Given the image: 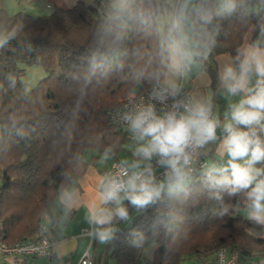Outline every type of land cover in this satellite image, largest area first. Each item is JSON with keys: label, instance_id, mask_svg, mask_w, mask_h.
I'll return each instance as SVG.
<instances>
[{"label": "trees", "instance_id": "trees-1", "mask_svg": "<svg viewBox=\"0 0 264 264\" xmlns=\"http://www.w3.org/2000/svg\"><path fill=\"white\" fill-rule=\"evenodd\" d=\"M196 1V10L183 12L191 21L195 57L216 88L217 71L205 55L228 52L234 60L248 27L254 29L253 43L257 36L264 40V9L247 10L262 0L237 3L234 11L221 15L214 14L216 0ZM178 10L179 0H82L37 17L0 8L3 243L42 234L44 217L59 195L85 172L86 151L126 166L121 158L132 142L110 124L106 111L161 81L168 64V29ZM169 14L172 21L162 23ZM205 15H211V23L203 22ZM22 64L39 65L45 72L29 90ZM137 72L143 75L136 78ZM202 172L191 173V197L180 219L173 218L180 197L167 192L146 209L129 206L131 220L116 224L115 238L103 254L117 264H184L192 258L207 260L220 247L236 251L240 264L264 255V229L241 217L240 210L223 219L212 215L217 203L200 182ZM153 174L158 183L166 179L159 171ZM150 246L152 255L144 256Z\"/></svg>", "mask_w": 264, "mask_h": 264}, {"label": "clouds", "instance_id": "clouds-1", "mask_svg": "<svg viewBox=\"0 0 264 264\" xmlns=\"http://www.w3.org/2000/svg\"><path fill=\"white\" fill-rule=\"evenodd\" d=\"M236 8L237 0H220V12L231 13ZM202 19L208 24L212 17ZM189 39L182 17L174 19L168 29L166 51L167 67L177 75L191 60ZM142 75L137 72L136 78ZM218 81L227 96L234 98L223 119L214 114L208 102L196 97L177 101L163 115H158L151 104L124 114L137 142L134 155L148 162L155 158L165 169L166 179L158 183L151 165L140 169L139 164L133 165L130 173L106 177L99 203L88 213L99 243L111 242L118 231L116 224L131 220L129 206L146 209L160 200L163 192L180 197V206L173 213L174 219H180L183 204L191 197L193 158L209 144H218L219 159L203 169L200 182L217 203L210 210L212 215L223 219L240 210L247 221L264 229V47L246 44L239 48L234 60L220 69ZM177 91L172 88L173 95ZM225 196L236 203H226Z\"/></svg>", "mask_w": 264, "mask_h": 264}, {"label": "crops", "instance_id": "crops-1", "mask_svg": "<svg viewBox=\"0 0 264 264\" xmlns=\"http://www.w3.org/2000/svg\"><path fill=\"white\" fill-rule=\"evenodd\" d=\"M79 1L82 0H0V8L9 14L24 12L28 15L37 17L50 14L57 8L70 9ZM84 1L89 2L91 0ZM216 1L217 6L214 8V14L221 15L223 12L219 11L220 0ZM247 1L248 0H237V3L245 5ZM197 8L196 0H189L187 4L184 3V0H179L177 18H179V16L182 17V22L188 31L190 39L187 47L191 50L192 57L190 61L185 62L186 66L179 75L171 72L167 67L161 82L166 84L169 88L177 87L182 84L189 98L196 97L204 99L212 106L214 114L223 119L228 110V104L234 98H229L220 87L218 73L223 65L233 61V57L228 52L205 55L207 61L217 71L218 82L216 88H213L208 73L201 68L199 61L195 57V44L190 32L191 21L187 13H182V9L183 11H194ZM262 9H264V0L258 2V4L250 5L247 8L249 12H259V10ZM172 19L173 14H169L168 16L162 17L161 21L162 23L171 22ZM253 34L254 29L248 27L239 48L246 44H258L259 46L264 44V40H262L261 36H257L255 43H253L251 41ZM136 146V141L129 143L127 149L124 151L125 156L133 157ZM205 157L208 163L218 160V144L209 146ZM84 161L87 163L85 172L79 179L74 180L66 187L57 198V204L52 207L51 214L44 217V232L54 243V256L52 260L47 262L39 258L24 259L22 257H0V264H77L86 251H89L93 261H95L97 259L95 253L97 247L100 248L99 250H101V254L103 255L102 249H104L107 244L99 243L94 238V232L91 241L87 235L82 234V231L86 228H92L88 222V213L94 205L99 203L101 184L105 180L103 173L110 167L112 162L104 154H99L91 150L84 153ZM152 162L153 160L150 162L147 161L145 167ZM133 165V161L126 164L129 173L133 170ZM239 214L241 217L245 218L242 211H239ZM49 227L51 228V232L48 231ZM262 238H264V234H262ZM153 249L152 246L146 247L143 255L150 257ZM198 260L200 259L192 258L187 260L184 264H193ZM248 260L252 264H264V255H257Z\"/></svg>", "mask_w": 264, "mask_h": 264}, {"label": "built area", "instance_id": "built-area-1", "mask_svg": "<svg viewBox=\"0 0 264 264\" xmlns=\"http://www.w3.org/2000/svg\"><path fill=\"white\" fill-rule=\"evenodd\" d=\"M176 19V15H174ZM178 91L175 95L172 94V88H169L161 81L153 83L152 87L145 92L137 95H128L125 99L119 101V103L113 108L108 109L107 116L108 121L113 126L120 128L125 133L126 139L131 142H135L132 138V134L128 129L127 123L124 121L123 116L126 112L136 110L142 106L153 105L158 115H163L166 111L171 110L177 103V101L187 100L189 95L186 94L182 84L175 87ZM212 144H209L206 149L197 153L191 165L192 172L197 169L203 170L208 161L205 154ZM153 172L159 171V176H165V169L160 167L156 163V159L150 164ZM149 166V165H148ZM125 172H129L127 167L118 161L113 162L110 167L103 173L104 179L109 176L122 175ZM2 223L0 221V257H22L24 259L39 258L51 261L53 253V240L44 232L39 236L33 237L28 240H22L14 244L3 243L2 241ZM82 234L87 235L91 241L93 237L92 228H86L82 231ZM239 255L236 251H230L228 247H220L216 250L210 258L207 260H198L193 264H240ZM77 264H94L89 251H86Z\"/></svg>", "mask_w": 264, "mask_h": 264}, {"label": "rangeland", "instance_id": "rangeland-1", "mask_svg": "<svg viewBox=\"0 0 264 264\" xmlns=\"http://www.w3.org/2000/svg\"><path fill=\"white\" fill-rule=\"evenodd\" d=\"M180 17L181 16H179V18ZM21 68L24 69L22 78H23V81L25 82V84L27 86V90L34 87L36 85V83L40 79L44 78V76H45V72H44L43 68L39 65L28 66V65L22 64ZM128 95H132V94H128ZM135 157H136L135 155H133V157L132 156L126 157L125 155H122L121 160L125 164L131 163V161H133L134 165L139 164L140 169L144 168L147 165V161H143V160H140L138 157L137 158H135ZM99 249L100 248H98V247L96 248L95 253H96L97 259L95 258L96 260L93 261L95 264H117V262H115L114 258L110 257L108 253L102 255L101 250H99ZM9 258H11V257H9Z\"/></svg>", "mask_w": 264, "mask_h": 264}]
</instances>
